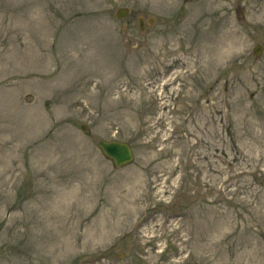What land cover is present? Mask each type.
Masks as SVG:
<instances>
[{"label":"rangeland","instance_id":"rangeland-1","mask_svg":"<svg viewBox=\"0 0 264 264\" xmlns=\"http://www.w3.org/2000/svg\"><path fill=\"white\" fill-rule=\"evenodd\" d=\"M0 264H264V0H0Z\"/></svg>","mask_w":264,"mask_h":264},{"label":"water","instance_id":"water-1","mask_svg":"<svg viewBox=\"0 0 264 264\" xmlns=\"http://www.w3.org/2000/svg\"><path fill=\"white\" fill-rule=\"evenodd\" d=\"M128 13L127 9H120L116 15L118 18L126 16ZM142 21H140L141 24ZM261 47L257 46L254 48V54L260 53ZM82 129H85L82 127ZM98 148L102 151L103 155L112 161L115 167H121L129 164L133 159V154L130 146L123 142L118 141H103L100 140L97 144Z\"/></svg>","mask_w":264,"mask_h":264}]
</instances>
